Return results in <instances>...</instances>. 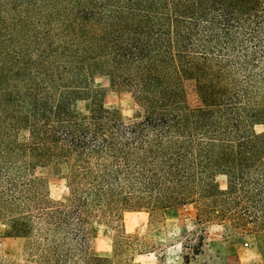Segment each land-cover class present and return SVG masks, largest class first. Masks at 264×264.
<instances>
[{
    "label": "trees",
    "instance_id": "1",
    "mask_svg": "<svg viewBox=\"0 0 264 264\" xmlns=\"http://www.w3.org/2000/svg\"><path fill=\"white\" fill-rule=\"evenodd\" d=\"M97 74L133 94L134 118L103 105ZM257 124L264 0H0V219L27 239L22 264H115L85 253L87 229L121 209L199 202L264 231ZM62 164L66 203L36 175Z\"/></svg>",
    "mask_w": 264,
    "mask_h": 264
},
{
    "label": "rangeland",
    "instance_id": "2",
    "mask_svg": "<svg viewBox=\"0 0 264 264\" xmlns=\"http://www.w3.org/2000/svg\"><path fill=\"white\" fill-rule=\"evenodd\" d=\"M188 102L198 104L194 82H186ZM92 87L103 94V105L118 111L125 119L134 118L140 110L133 94L115 86L108 75L97 74ZM90 102L80 100L76 109L89 113ZM25 111H29L26 107ZM257 132L264 126L255 125ZM28 131L22 130L20 140ZM264 164V154H263ZM68 167H39L49 198L66 203L71 191ZM221 188L224 176L217 177ZM85 253L108 257L115 264H264V231L232 226L201 211L199 202L165 209L119 210L110 214L95 213L88 224ZM27 239L9 233L6 220L0 219V264L26 262Z\"/></svg>",
    "mask_w": 264,
    "mask_h": 264
}]
</instances>
